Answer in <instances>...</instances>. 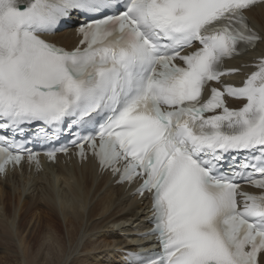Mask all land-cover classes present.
<instances>
[{
  "label": "snow or ice",
  "instance_id": "snow-or-ice-1",
  "mask_svg": "<svg viewBox=\"0 0 264 264\" xmlns=\"http://www.w3.org/2000/svg\"><path fill=\"white\" fill-rule=\"evenodd\" d=\"M259 5L0 0V174L70 138L118 183L141 181L160 250L130 264H264V59L240 86L222 81L238 71L226 60L264 43L245 15ZM65 28L70 49L44 38Z\"/></svg>",
  "mask_w": 264,
  "mask_h": 264
},
{
  "label": "bare ground",
  "instance_id": "bare-ground-1",
  "mask_svg": "<svg viewBox=\"0 0 264 264\" xmlns=\"http://www.w3.org/2000/svg\"><path fill=\"white\" fill-rule=\"evenodd\" d=\"M248 15L264 35V5ZM49 38L77 43L72 28ZM254 56H264V43L228 64L241 66ZM148 207L110 174H99L93 160L59 161L41 173L14 171L0 178V264H124L125 250L150 245L139 235L149 228Z\"/></svg>",
  "mask_w": 264,
  "mask_h": 264
},
{
  "label": "rangeland",
  "instance_id": "rangeland-1",
  "mask_svg": "<svg viewBox=\"0 0 264 264\" xmlns=\"http://www.w3.org/2000/svg\"><path fill=\"white\" fill-rule=\"evenodd\" d=\"M61 230H62V232H63V227L61 226Z\"/></svg>",
  "mask_w": 264,
  "mask_h": 264
}]
</instances>
